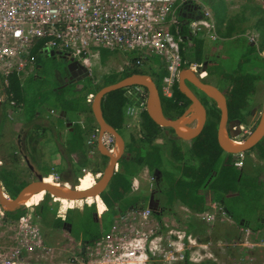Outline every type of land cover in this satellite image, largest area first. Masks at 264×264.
<instances>
[{"label":"trees","instance_id":"1","mask_svg":"<svg viewBox=\"0 0 264 264\" xmlns=\"http://www.w3.org/2000/svg\"><path fill=\"white\" fill-rule=\"evenodd\" d=\"M245 7L250 8L253 12L254 20L251 26L260 33L259 47H264V8L259 6ZM178 16L181 21L179 33L184 41L180 50L182 57L181 67L189 66L192 62L201 63L206 60L209 67L208 72L216 76L218 83L227 94L230 115L246 120L245 117L249 113V107L252 102L250 96H254L257 93V84L259 82L264 83V59L258 57L257 46L243 36L242 28L238 27L243 21L247 22L251 19L247 18L246 10L241 15H228L227 7L224 3L221 0H216L214 18L216 19V30L221 37L218 42L221 43L222 49V51H219V49L217 52L221 53L215 51V46L212 49L206 46L207 42L212 41L211 38H204L189 31L187 22L190 17L187 16L186 11H180ZM223 18L225 23L220 25L219 22L220 20L224 21L222 20ZM43 43V40L38 41L32 50L34 55L33 69L39 64V54L44 52ZM213 56L220 57L221 60L228 59L230 60L229 64L222 66L220 62L211 59ZM100 57L104 60L106 53L101 52ZM132 61H135V59L132 58ZM252 67L255 68L252 69ZM56 69L53 74L55 80H57ZM152 69L151 67L144 69L141 65L135 64L132 67H127L119 74L108 73L101 76L100 83L97 85H93L90 78L87 77L89 83L84 84L80 90V92L84 93H79L78 88L73 84L71 85L73 86V94L61 93V88L67 85H62L61 82L57 81L58 87L54 89L51 97L59 102L57 106L60 109V118H67L69 113L76 116L84 115L85 113H91L90 103L86 98L88 93H95L103 85L119 80L130 73H151V76H154ZM164 73V70H161L157 74L159 76L157 80L159 86ZM33 76H36L34 71L24 80H21L19 75L15 73L10 74L8 85L4 89V96L0 101V177L3 181L5 193L10 197L15 196L30 179H22L25 174L24 170L18 167L19 148L12 145L10 141L8 143L3 142L4 131L6 123L9 121V109L12 110L17 105L22 104L21 107L23 108L26 121L32 120L35 113H40L36 101L32 102L29 100L24 89V83L30 77L33 80ZM125 90V88H121L111 91L101 101V109L105 121L123 136L125 142V155L119 160L118 169L113 173L108 186L101 192L99 198H94L93 201L84 200L88 203L95 201L93 204H84L82 208H68L64 219L58 215V203H66L68 207H71L73 203L64 199L60 200L58 197H51L47 193L41 194L35 200L39 203L34 207V213L40 224L46 228H65L71 231L73 224L79 222L83 226V232L82 236L77 239H81L83 243L88 244L97 241L101 232L99 223L95 219L96 208L99 214L104 216V224L109 227L113 218L118 216L120 212L129 207L145 206L147 191L144 187L133 191L131 189V178L146 167L151 172L157 169L161 173L154 188L161 199V207L157 214L171 211L172 207L169 205L174 200L185 204L193 213H201L208 207V196H210L212 201L220 203L224 212L239 225L253 230L264 227V200L262 201L264 198V165L249 160L252 168L248 170L242 168L240 171L233 165H229L233 154L225 152L219 147L214 127V129H204L202 133L192 140L191 145L185 142L179 143L176 138H167L165 147L155 142V140L167 128L158 126L153 122L145 109L139 114L140 130L139 132H134L126 126L125 111L129 99L125 95ZM174 92L180 94L176 86H174ZM164 99L166 100L164 114L167 117H176L183 111L184 106L174 103L172 97H164ZM12 101L14 104L11 103ZM54 108V106L49 105V111H55ZM89 122L84 126L75 122L70 139L64 142L59 140V133L54 131L55 142L53 141V150L56 149L59 152L58 147L61 150H65L68 153L69 169L72 171V175L83 177L91 184L93 182L91 174L87 172L84 174L82 170V168L89 166L88 163H90L88 153L83 148V135L89 134L96 127L95 123L93 125L95 121L92 116L89 118ZM59 124L61 125V122ZM36 128L40 127L37 126ZM52 129L42 127L41 131L47 133L51 132ZM37 130L31 129V131L28 130L26 133L25 141L28 160L26 159L27 162L25 160V165L28 170L34 167L44 176H53L50 174L53 171H58V168L50 162H41L34 155L39 150L37 144L42 142V133H37ZM122 132H124V135ZM4 146H7L5 151L2 150ZM40 148L41 150L43 149L42 146ZM249 151L253 152L257 159L264 161V137ZM102 158V164L104 165L106 157L102 156ZM91 170L92 172H98L100 169L97 167L95 170ZM239 184L242 186H239ZM73 185L82 188L89 184L80 183L76 180ZM148 187L147 185V189ZM238 188L241 189V193L230 194L237 191ZM243 190L244 192H242ZM41 198L43 199L41 200ZM239 203L255 209V222H252L248 217L243 218L236 215V209L242 207ZM33 204L36 203L34 202ZM24 212L25 207H20L14 211L6 212V214L10 218H18ZM188 228L195 232L201 229V226L198 222L192 221L188 224ZM179 264L215 263L211 261L193 263L185 260Z\"/></svg>","mask_w":264,"mask_h":264},{"label":"built area","instance_id":"2","mask_svg":"<svg viewBox=\"0 0 264 264\" xmlns=\"http://www.w3.org/2000/svg\"><path fill=\"white\" fill-rule=\"evenodd\" d=\"M189 2L197 3L201 11L199 18L187 23L189 31L215 40L217 36L212 14L201 0H0V101L10 74L20 76L26 70L30 73L33 71L32 50L40 40L44 41L43 50L52 48L68 53L87 70L91 59L100 56L102 50L125 54L122 71L135 64L141 67L145 64L153 68L157 75L159 68L156 67L161 66L166 70L162 75V94L171 96L173 80L181 68L180 50L184 44L179 33L181 21L178 11ZM260 6L264 7V0H260ZM250 35L251 41L258 42L257 33ZM125 89L129 99L125 111L126 126L129 129L136 126L139 130V114L145 109L146 90L140 85L127 86ZM86 98L91 103L93 94H88ZM11 103L14 104L13 101ZM82 116L79 123L84 126L92 113ZM95 126L86 140L88 159L91 164L97 163L100 169L94 175V184L103 171L99 166L102 155L97 147L99 128L97 124ZM250 132L242 131L238 140H234V136L230 139L234 143H241ZM102 142L109 153L115 152L111 134L103 133ZM243 161L244 152L233 154L232 164L235 168H241ZM88 168L86 166L82 170ZM142 170L148 172L146 167ZM0 184L5 192L1 177ZM138 187L139 179L133 176L131 189L137 191ZM181 204L187 213L184 220L172 210L156 214L146 206L129 207L114 217L109 227L104 224V216L96 208L100 238L89 244L75 239V251L62 264H179L185 260L193 263L211 261L215 264H240L237 257L241 255L250 261L261 258L258 264H264V227L253 230L239 225L217 201L209 200L208 207L201 213H193L185 204ZM68 208L72 206L58 210L62 219ZM22 215L10 223L6 211L0 205V222L7 221L20 233L28 229L31 232L29 244L36 243L40 237L42 249L46 252L55 251L43 241L38 229L30 230L31 225ZM219 217L235 225L237 234L228 236L225 233L213 238L210 228L207 231L206 226L211 224L212 227ZM192 219L205 221L202 224L203 231L201 228L196 234L189 230L188 224ZM206 232L207 236L204 235ZM25 246L32 249L26 241ZM0 264L37 263H26L0 248Z\"/></svg>","mask_w":264,"mask_h":264},{"label":"rangeland","instance_id":"3","mask_svg":"<svg viewBox=\"0 0 264 264\" xmlns=\"http://www.w3.org/2000/svg\"><path fill=\"white\" fill-rule=\"evenodd\" d=\"M201 1H202V4L205 7H207V9L210 11V13L214 15L215 14L216 0H201ZM221 1L227 7V14L228 15H233V16L234 15H236V16L241 15V13H243V11L246 10L247 18H251V19H250V21H247V22L243 21L240 24V26H238V27L242 28L243 34H245L249 40H250L249 36H251L250 34H252V33L256 34L257 33V41H258V44H256L258 47V48L256 47L258 50L257 54H258L259 58L264 59V55H263L264 47H259V45H260V33L258 32V30H256L254 27L251 26L252 22L254 20L253 12L250 10V8L245 7V6H248V7L259 6V7H261L260 6V0H221ZM261 8H264V7H261ZM222 20H224V21L220 20V22H219L220 25H223L225 23V19L223 18ZM250 31H252V33H249ZM220 38H218V39H220ZM218 39H216L214 41L209 40L210 42H207L206 46L210 47L211 49L215 46L216 52L219 49H220L219 51H222L221 43L218 42ZM50 50H52L53 52L55 51V49H52V48H50ZM101 52L106 53L105 59L102 60L100 56H98L96 58H92L91 64L89 65L88 77L90 78V81L93 85H97L98 83H100L101 76H103L105 74H108V73L119 74V73H121L123 66L125 65V62H124L126 60L125 54L118 53V52H107L104 50H102ZM217 53H221V52H217ZM217 53H215V54H217ZM211 59H214V60L220 62L222 66H227L229 64V61H230L228 59L221 60L220 57H215V56L211 57ZM38 60H39V64L34 69V75H36V76L35 77L33 76V80H31V77L28 78V80L24 83V89L27 93L26 94L27 98L29 100H31L32 102L36 101V105L39 106L38 110L40 111L41 115H43L46 119H48V120L55 119L58 123L61 122V124L63 122L66 123L67 121L69 122L70 120H68L67 118L65 119L66 122L64 120V117L58 118L60 109L57 105L59 104V102L55 98L51 97V96H53L52 92L54 91V89L56 87H58V85H57L58 82H57V80H55V77L53 75L54 70H55V68H60V67L64 66L65 62L63 59H60V56L58 54H54L51 52L50 53H47V52L40 53ZM143 68L148 69L149 67H146L144 64ZM156 68L157 69L159 68V73L161 72V70H164V72L166 73L165 68H163L161 66H159V67L157 66ZM254 68L255 67H252V69H254ZM31 73L28 70H26L24 73L22 72L20 75L28 76V75H31ZM153 78H155V80H158L159 76L154 74ZM176 78L173 80L174 86L176 83ZM82 82L84 84H88L89 80H88V78H85L84 80H82ZM162 84H163V79L161 78L160 86H159L160 91H162ZM72 87L73 86H71V85H67L66 87H62L61 93L73 94ZM257 88H258L257 93L254 95L256 97L254 98V101L252 98V102H251L250 106L255 107L256 110H260V103L264 99V83L259 82L257 84ZM79 93H82V92L79 91ZM49 105L54 106L55 111H53V110L49 111ZM255 115H256L255 116V120H256V118L259 115V112H256ZM8 116L10 118L9 114H8ZM82 118H83V116H82ZM11 122H14V121H11ZM132 128H134V129H132L134 132H139V130H140V129L137 130L138 128L136 126H133ZM248 130H250L249 127L246 128V131H248ZM13 132H14L13 131V125H11L10 127H8L4 131L3 142L8 143V141H10V143L12 145L16 146L15 139L17 137H15ZM124 132H122L123 135H124ZM235 136L233 139L238 140L239 137L237 135H235ZM167 138H173V139L176 138L170 128L164 129L162 135H160V137H158L155 140V142L162 144L163 146L166 147ZM186 144H188V142ZM6 148H7V146H4L2 148V150L5 151ZM244 158H246V160L244 161V165H243L244 169L248 170V169L252 168L251 164H249V160H252L253 162H257L258 164L264 165V161H260L256 157H253V155H251L250 151H248V152L246 151V153L244 154ZM247 160H248V164L245 163ZM48 161H50V160H48ZM106 161H107V159L105 160V163H106ZM0 162H1V160H0ZM88 164H89V168H88V170L84 171V174L86 172H90L91 180H93L96 171H94L95 172L94 173V172H92L91 169L95 170L97 168L98 164L97 163L91 164V160H90V163H88ZM0 165H1V163H0ZM18 167L21 170H24L25 175H23L22 179H25V180L26 179L27 180H29V179L33 180V179H35L36 174L41 173L37 168H34V167H33V169L28 170L26 165H25V160L23 159V156L21 154H19ZM102 170H103V167H102L101 171ZM52 175H53L52 176L53 180L55 182H58V183H62L64 181H66L70 184H73V182L76 180H78V182H80V183H88V181L85 180L84 178L79 180L78 177H80V176H76V177H75V175L66 176V174H64V172L62 173L59 170L53 171ZM62 176H63V178H62ZM134 176H136L139 179L138 189L144 187V189L147 191V185L149 184V181L151 178L150 175H148V172H146V170H140ZM67 177H68V180H66ZM243 192H244V190H243ZM44 196H45V194L43 195V198H44ZM43 198H41V200ZM50 199L52 200V198H50ZM92 200H94V199H92ZM263 200H264V198L262 199V201ZM79 202H80V204H79ZM79 202L73 203L72 208L73 207L82 208L84 204L90 205V204H93L95 201L92 203H88L82 199ZM239 204H241L242 207L241 208L238 207V209H236V211H235L236 215L239 217H243V218L248 217L252 222H255V217H254L255 209L246 207V205H243L242 203H239ZM36 205L37 204L25 205V203H24L21 206V207H25V212L22 216L25 215V217H26L25 221L31 225L30 230L38 229L41 237H43V241H45L47 244L52 246L55 249V251L46 252L44 249H42L43 242L41 241L42 238L40 239V237H39V241H37L36 243L32 242L31 244H29L28 242H29V238L31 237V232H29L28 229L21 231V233L19 231L15 230V226L10 224V223H13V221L14 222L17 221V219H19L20 217L10 218L9 216H8V218L10 220V223H7V221L0 222V248H3L5 250L6 254L18 256L20 260H23L26 263L32 262V263H37V264H62L64 262V260L67 259L71 255V252L75 251L74 247H76L75 242L77 241L75 239L82 236L83 226L79 222L74 223L72 226V229H71V231H69V233L65 228H56V229L46 228L45 226H43L42 224L39 223L38 218H37L36 214L34 213V207ZM181 205H182L181 202L176 203L175 206L172 207V212H174L175 215L177 217H179L181 220H184L187 216V213L185 210H183L181 208ZM63 207H68V205L66 203H58V210L62 209ZM263 207H264V202H263ZM58 210H57V212H58ZM6 216H7V214H6ZM220 218L221 217H219V220L216 223L212 224V227H210L211 224L206 226L207 231H208V228H210L211 236L213 238L214 237H221L220 235H224L225 233H227L228 236L237 234L238 230H237V227L235 225H233L232 223L229 224L230 223L229 221L221 220ZM192 221L198 222L202 228V231H203L204 228L202 227V224H204L205 221L200 222L199 219H192ZM200 230L201 229H198L197 231H195V232L192 231V232L198 234V232ZM262 234L264 235V231L262 232ZM204 235L207 236V232ZM16 237H18V239H16ZM24 239H25L27 245L29 247H32V249L26 248ZM237 258H238L240 264H258L260 259H261L260 258L258 261H256L253 258V261L252 260L250 261L249 259L245 258L243 255L238 256Z\"/></svg>","mask_w":264,"mask_h":264},{"label":"water","instance_id":"4","mask_svg":"<svg viewBox=\"0 0 264 264\" xmlns=\"http://www.w3.org/2000/svg\"><path fill=\"white\" fill-rule=\"evenodd\" d=\"M44 52L58 54L61 56L60 59L64 60L65 65L57 68L56 72L61 74L63 71H65V68L69 70L70 66H77L78 72L82 74L77 79L86 77L88 75V70L78 61L74 60V58L68 53H62L56 50L53 52L48 48H44ZM184 77L192 81L201 91L206 94V96L211 98L220 110V121L217 130V143L223 151L231 154L249 151L264 137V103L260 113L259 121L256 126L245 137L242 143H234L227 135L225 129L227 121L226 99L223 93L216 86L201 81L199 78L195 77L189 68L185 67L181 69L179 72L178 88L191 100V103L181 115L169 118L163 112L159 91L154 84L151 74L140 72L130 73L119 80L100 87L93 94V99L90 103L91 113L99 128L97 147L101 155L107 159L102 174L96 180L95 184L87 189H77L75 186H73V184H70L66 181L59 183V185L45 182L43 174L39 173L36 175L35 179L28 181L13 197H10L8 194H6L2 190L0 184L1 207L6 212L14 211L20 208L30 196L42 190L51 197H60L67 200H81L89 196H99L101 192L106 189L111 177L113 176V173L116 171V166L119 160L125 155V142L123 136L112 125L105 121L101 109V101L103 97L111 91L131 85H140L144 87L146 90L145 110L151 120L158 126L171 128L177 137L185 141L195 138L200 134L204 126L206 111L200 100L184 84ZM194 122L195 125L191 127L189 124ZM230 123L239 124L240 120L234 119L230 121ZM105 132H108L114 138V143L116 146L114 153H109L102 142V135ZM235 135L236 134H232V136ZM149 207L151 208V206Z\"/></svg>","mask_w":264,"mask_h":264},{"label":"flooded vegetation","instance_id":"5","mask_svg":"<svg viewBox=\"0 0 264 264\" xmlns=\"http://www.w3.org/2000/svg\"><path fill=\"white\" fill-rule=\"evenodd\" d=\"M182 10L187 12V16L190 17V20L193 19V18H199L201 16V11H200L199 5L197 3L195 4V3L189 2L187 4H184L181 7V9H179L178 15H179V12L182 11ZM196 15H198V16L196 17ZM212 19H213V22H214V33L217 36L216 39H218V38H220V36H219V34H218L217 30H216L217 26H216V22H215V18H214L213 14H212ZM243 36L246 37L245 34H243ZM204 38H206V37H204ZM254 44H255V46H257L256 44H258V42H254ZM74 60H76V59H74ZM183 68H185V67H181L180 70L183 69ZM186 68H189L192 71V73L195 75V77L199 78L203 82L210 83V84L216 86L223 93V95H224V97L226 99V106H227V121H226L225 129H226V133H227V135L229 137H231L232 134H236L237 136L240 135L242 133V131H246V128H248V127L250 128V131L253 130V128L256 126V124L259 121L260 113H261L262 108H263L264 99L260 103V110H256L255 107H253V106L249 107V113L245 117L246 120L243 119V118H239V117H233L229 113L228 104H227V94L224 92L223 88L218 83L219 81L216 78V76L214 74H210L208 72V70H209L208 62L206 60H204L201 63L192 62V63H190L189 66H186ZM56 75H57V81L61 82L62 85H72L73 84L77 88H78V82L80 80L85 79V77L77 79V78H79L82 75L81 73L78 72L77 66H70L69 70H67V68H65V73L64 74H62V73L60 74V73L56 72ZM86 78H87V76H86ZM153 80H154V84H155L156 88L159 91L160 102H161V106H162L163 112H164V108L166 106V100L164 99V97H169V98L172 97L174 103H177L178 105L184 106L183 111L179 114V115H181L185 111V109L189 106V104L191 103V100L185 94H183L178 88V86H179V73H178L177 78H176L175 86L179 90L180 94L175 93L174 92V87H173V91H172L171 96H163L162 91H160L159 84H158L157 80H155V78H153ZM183 82L186 85V87L200 100V102L205 107L206 119H205L204 126H203V128H202L200 133H202L204 129H208V128L214 129L215 128V137H216V141H217V130H218L219 121H220V110L218 109L216 103L211 98L206 96V94L203 91H201L188 78L184 77ZM77 88H76V90H77ZM174 93H175V95H174ZM255 97L256 96H250V99L252 100V98H253V101H254ZM185 103H187V104L185 105ZM217 112H218V116H217ZM256 112H259V115H258V117L255 120V116H256L255 113ZM179 115H177V116H179ZM234 119H239L240 123L239 124H234V123L231 124L230 121H232ZM189 125L192 127L193 125H195V122L191 123ZM172 132H173V130H172ZM173 134H174V132H173ZM175 137H176V140L179 141V143H182V142H186L187 143L188 142V145H191L192 140L194 139L193 138L191 140L185 141V140L177 137L176 135H175ZM232 161H233V156L231 157V163H229V165H233ZM102 162H103V160L101 158L99 166H101V167L103 166V168H104L105 164L103 165ZM242 168H243V166L241 168H236V169L238 171H240ZM148 175H150L151 178H150V181H149V184H148L149 187L147 189V197L145 199L146 201H145L144 204H145L146 207L151 206V208L150 207L149 208L154 213L157 214V213H159L158 210L161 207L160 206L161 199L156 194L154 188H155L156 183H158V180H159V177H160L161 173L157 169H155L153 172L149 171V169H148ZM238 183H240V182H238ZM73 184H74V182H73ZM239 186H242V185L239 184ZM237 193H241V189L238 188L237 191H234V193H230V194H237ZM209 200L212 201V197L208 196V201ZM178 202H180V201L174 200L169 206L174 207L175 204L178 203ZM164 207H166V206H164Z\"/></svg>","mask_w":264,"mask_h":264},{"label":"crops","instance_id":"6","mask_svg":"<svg viewBox=\"0 0 264 264\" xmlns=\"http://www.w3.org/2000/svg\"><path fill=\"white\" fill-rule=\"evenodd\" d=\"M33 71H34V69H33ZM33 71H32V73H33ZM28 76L20 75L19 77L21 80H24ZM87 77H88V75H87ZM83 86H84V83L82 82V80H80L78 82V90L80 91L83 88ZM82 93H84V92H82ZM88 94H90V93H88ZM21 106H22V104L17 105V107L13 108L12 110L11 109L8 110L10 118H8V120H9L8 122L6 121L7 123L5 126V130H6L8 127L13 125V131H14L13 134L15 135V137H17L15 139V144L19 148V152H20L19 154H21L23 156L24 160H26V159L28 160L25 136H26V133L28 130L31 131V129L32 130L38 129L36 132L42 133V142L37 144V147L39 148V150H37L34 153V155H36V157L41 162H43V161L46 162V161L50 160L48 162L54 164V166H56V168H58V170L61 171L62 173L64 172V174H66V176L72 175V171H70V169H69L70 163H69L68 153L65 150H61L59 147H58L59 152H57L56 149L53 150V144L55 142V137H54L55 132L54 131L59 133L58 136H59V140L61 142L69 140L71 135H72V131L74 129L75 122L79 123V120H81V118H82V114L78 115V116L73 115L71 113L67 114V116L69 117V120H70V118H71V120L69 122L68 121L66 122V120H65L66 118L64 117V120L66 123L63 122L64 124L62 123L61 125L55 119H51V120L46 119L39 112L35 113V115L32 117V120L26 121V119L24 117V113H23V108ZM68 117H67V119H68ZM58 118H60L59 115H58ZM11 121H14V122H11ZM84 125H85V123H84ZM37 126H39L40 128H36ZM42 127H47L49 129L53 128V129L51 132H47V133L44 132L43 133L41 131ZM89 134L86 133L85 135H83V138H84L83 139V141H84L83 148L86 151H87L86 140H87V137L89 136ZM40 146L43 147L42 150H41ZM251 155H253V157H255L253 152H251ZM245 160H246V158H245ZM245 163L248 164V160ZM87 173H90V172H87ZM50 175H52V174H50ZM48 177H52V176H48ZM48 177H46V178H48ZM82 178L83 177H80L79 180H81ZM84 184H90V183L88 181V183H84Z\"/></svg>","mask_w":264,"mask_h":264},{"label":"bare ground","instance_id":"7","mask_svg":"<svg viewBox=\"0 0 264 264\" xmlns=\"http://www.w3.org/2000/svg\"><path fill=\"white\" fill-rule=\"evenodd\" d=\"M233 141V140H232ZM49 176V175H48ZM47 177V176H46ZM44 175H43V178H44V181L45 182H48V183H52V184H57V185H59V183L58 182H55L54 180H53V177H48V178H46ZM94 183H91V184H89V185H86V186H84V187H82V188H79V187H76L77 189H87V188H89V187H91L92 185H93ZM74 186V185H73ZM43 193H45V191H40V192H38V193H35V194H33L32 196H30L27 200H26V202H25V205H29V204H33L34 202L36 203V204H38L39 202H36L35 200L41 195V194H43ZM99 198V196H89V197H87V198H85V199H83V200H85V201H93L92 199H94V198ZM60 200H62V199H64V200H67V199H65V198H60V197H58ZM68 201H70V202H72V203H78L80 200H68ZM80 203V202H79Z\"/></svg>","mask_w":264,"mask_h":264},{"label":"clouds","instance_id":"8","mask_svg":"<svg viewBox=\"0 0 264 264\" xmlns=\"http://www.w3.org/2000/svg\"><path fill=\"white\" fill-rule=\"evenodd\" d=\"M89 74V73H88ZM153 77V76H152ZM93 94V93H92ZM242 143V142H241ZM103 156V155H102Z\"/></svg>","mask_w":264,"mask_h":264}]
</instances>
